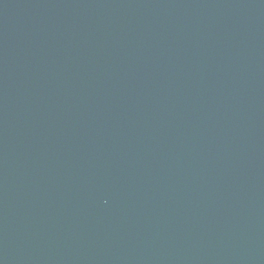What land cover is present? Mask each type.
I'll use <instances>...</instances> for the list:
<instances>
[{
    "label": "water",
    "instance_id": "1",
    "mask_svg": "<svg viewBox=\"0 0 264 264\" xmlns=\"http://www.w3.org/2000/svg\"><path fill=\"white\" fill-rule=\"evenodd\" d=\"M0 264H264V0H0Z\"/></svg>",
    "mask_w": 264,
    "mask_h": 264
}]
</instances>
